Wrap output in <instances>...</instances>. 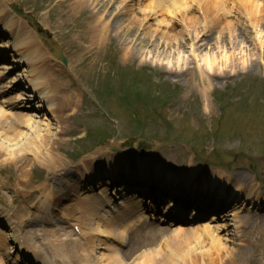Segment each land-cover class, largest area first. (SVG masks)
Returning <instances> with one entry per match:
<instances>
[{"label":"rangeland","instance_id":"374dc122","mask_svg":"<svg viewBox=\"0 0 264 264\" xmlns=\"http://www.w3.org/2000/svg\"><path fill=\"white\" fill-rule=\"evenodd\" d=\"M91 1L94 6H85L77 12L70 11L65 4L60 5L59 0H3L4 7L14 19L30 26L36 25L50 42L60 47L66 59V66L60 62L57 64L54 58L50 64L56 70L54 80L60 85L58 95L70 96L71 101H77V107H72L71 115L67 112L58 119L48 115L50 120L44 121L52 124L53 134L66 141L55 149L57 159L72 166L101 164L105 167L108 160L130 164L122 150L124 147L134 149V153L140 156L144 155L143 152L155 150L153 155L156 159L150 160L152 165H166L177 173L187 172L188 166L196 165L200 172H204L205 180L210 179L208 174L211 172L220 171L242 188L254 186L257 192L264 193V62L263 65L259 62L257 53L253 56L252 38L246 52L252 59L247 64L252 63V66L241 68V64L234 61V68L224 77L217 69L222 63L216 61L214 70L219 72L215 71V76L210 73L211 85L206 86L204 100L201 92L205 86L198 79V62L190 55V44L194 42L197 47L205 43L206 54L218 57L216 29H208L204 34L199 28L196 30L197 39L191 41L196 33L182 31L179 19L176 23L171 20L172 23L166 27L148 20L143 27L138 24L142 21L143 12H127L120 0L113 3L112 0ZM135 3L137 0L131 4ZM149 3V0L139 2L140 6ZM199 5L190 7L188 16L204 21ZM96 12H99L96 16H108L111 25L101 44L95 46L96 51L84 54L85 43L79 34L90 36L86 32L91 30L92 16ZM229 15L223 25L235 23L234 10ZM134 18L138 21L133 24L136 27L129 24ZM242 23L245 28L243 25L235 27L238 36L246 33L245 18ZM147 26L150 29H146ZM225 33L221 34V46L227 47ZM161 34L171 39L183 38L184 47L178 49L180 53L175 51L174 41L167 44L160 40ZM43 43L47 54L51 55L53 49L49 41L43 39ZM199 52L204 51L200 49L194 53ZM177 56L183 58L181 67H171ZM113 143L118 147H110ZM25 172L23 183L27 191L48 185V190L54 188L51 192L54 196L60 192L58 188H67L65 182L68 177L53 184L50 177L54 174L49 175L47 168L36 162L25 168ZM133 173L130 170L125 175ZM6 174L7 168L0 172V185H5L0 187V208L7 209L13 217L31 214L35 206H39L35 201L38 191L23 199L13 178ZM197 176L196 180L201 179L200 175ZM260 197L261 200L255 197L243 204L247 210L245 216L251 219L255 215L263 223L257 226L256 221L249 220L248 226H239L238 233L232 230L234 216L230 211L243 201L230 200L226 207L228 211H224L226 216L218 221L224 246L243 249L251 256L264 254V195ZM218 200L221 199L218 197ZM63 203L64 209H70L74 201ZM239 212V218L243 217L241 209ZM64 214L80 220L85 218L75 211H64ZM55 218L57 222H64L58 208ZM12 219L16 222V217ZM48 234L45 240L53 241L54 235ZM148 238L146 241L150 242ZM138 246L129 245L128 249ZM248 257L244 258V264H248Z\"/></svg>","mask_w":264,"mask_h":264},{"label":"bare ground","instance_id":"6f19581e","mask_svg":"<svg viewBox=\"0 0 264 264\" xmlns=\"http://www.w3.org/2000/svg\"><path fill=\"white\" fill-rule=\"evenodd\" d=\"M106 1L111 2V0ZM113 1L115 0H112L111 3ZM132 1H119V3L124 4L123 8L127 12L129 10H132L130 11L132 13L136 10L137 13L143 12L142 21L139 23L134 18L129 22L131 25L138 22L139 26L144 27L148 20H153L158 25L163 24L162 26L166 27L169 23H172L171 20L176 23V19H179V24L184 32L192 30L193 33H196V30L201 28V32L206 34L208 32L206 30L216 29L218 57L217 55L215 57L212 53L206 54L205 43H200L199 46L196 44L197 47H195L194 42L190 44L192 53L190 55L198 62L196 67L198 79L200 84L205 86L201 92L204 100H206V86L211 85V75L215 76V71L219 72L214 70L216 61L222 63L217 66V69H220V72L222 71L224 77L228 76L234 68V61L239 62L241 68H244L245 65H247L246 69L252 66V63L247 64L249 59H252L246 53L249 51L250 46L247 47V44L251 38V41H254L252 46L255 50L253 56L257 53L256 57L263 65L264 0H232L228 2L226 0H151L149 4L134 9V5L129 4ZM59 3L60 5L65 4L70 11L77 12L85 6L89 8L94 6L91 0L89 2L88 0H59ZM198 3H200L199 6H201L205 17L204 21L198 20L197 17L188 16L190 7L197 6ZM3 7L4 2L0 0V27L3 32H11L12 43L9 45V50L11 49L12 60L0 65V172L5 171V168H7L5 176L9 174L13 178V183L15 187H18L23 199L32 197V194L38 191L39 196H36L35 201L39 203V207H37L31 219L16 224L10 222L11 218L8 217V214L4 215L5 210L0 211V218H2L0 224L7 228L6 232L0 230L2 235L0 237V264H18L20 249L22 248L19 247L17 252L15 250L16 255L12 259V254H10L12 247L8 242L13 240L14 237L17 238L19 233L22 236L27 255L33 257L36 261L35 264L44 263L41 262V257L44 254L54 264H244L243 260L248 256H250L247 259L248 264H264V254L261 256L259 253L251 256L243 249H230L224 246L220 239L221 227L214 224L218 219L216 215L209 218L206 223L198 225L195 222L196 226L192 227L175 226L173 224L159 227L156 224L149 223L148 219L154 220V217L157 216L158 220L164 221L165 215L170 212L171 203L164 206V208L161 207L162 212L160 213L157 206L152 203H148L146 207L143 204L144 200L138 197L135 192L128 195L124 194V185L117 188V193L113 192L111 194L113 197L110 194L106 195L107 189L103 185L94 190L91 189V184H88V190L84 192L81 183L86 180L91 181L92 178L90 177L93 176L98 178L99 174H90L93 168L90 164H87V166H84V164L72 166L69 163H64L60 158L57 159L55 149L65 144L66 141L51 132L52 124L44 122L50 120L48 115L58 119L62 118L67 112L70 114L69 111L72 107H77V101H71V97L68 95H58L60 85L54 80L56 70L50 64L49 58L46 57L47 53L42 48L41 42H38V38L32 30H28L25 22L17 20L16 25H13L8 13H2ZM232 10H234L236 16L235 23L226 22L223 25L222 23L226 17L230 16ZM98 13L96 12L92 16L91 30L86 32L90 36L79 34L81 40L85 43L83 46L84 54H93L96 51L95 46L101 44L102 37L108 32L111 25L107 19L108 16H96ZM243 17L246 20V33L243 36H238L235 27L236 25H243L244 27ZM148 28L150 29L147 26L146 29ZM223 33L226 34L227 47L221 46V40H223L221 34ZM249 34L255 36L250 37ZM194 35L191 37V41L197 39V33ZM159 39L168 42L167 44L174 41L173 45H175V51L178 53H180L178 49L184 47L185 40L180 37L171 39L169 36L161 34ZM5 46L7 45L0 43V48ZM200 49H203L204 52L194 53ZM55 55L56 53H53L51 57ZM12 62L19 64L21 73L8 79L5 70H12L14 67ZM181 63H183V58L180 59L177 56L175 66L173 64L171 67L180 68ZM210 73L212 74L210 75ZM19 76L26 77L25 86L30 88L31 95H36L43 105L40 102H35V105L30 106L28 102H25L24 96L15 94L17 85L14 83ZM3 79L5 80L3 81ZM41 110L43 111L42 114L45 113L43 116L40 113ZM41 117L43 119H40ZM116 146L113 143L110 147ZM34 162L46 167L49 175L54 174L50 177L53 184L60 182L63 177H68L65 182V185H69L68 192L51 196L54 188L48 190V185H43L34 191H27L26 186H24L25 183H23V178L27 174L25 168ZM108 165H110L109 160ZM186 171L188 174L185 171H179L178 173V175H183V179L181 176L177 177L174 172L173 175L176 177L170 174H168V177L161 175L159 177L169 181L168 186L170 188L173 185L180 187L181 182L185 184V194L188 198H191L193 194L198 196L196 200H193L195 203H192L195 209H209L205 200V190L201 188H209L216 184L219 185L217 189L218 193L222 194L220 196L227 199V196L231 198L232 195H235V199L243 201L240 204L241 207L248 199L251 198L253 201L255 197H259L261 200L262 197L260 196L264 195L263 192H257L254 186L242 188L241 185L231 181L229 176L220 171H213L208 174L212 179L210 184L208 182L206 184V176L204 177V172H200L198 166H188ZM70 174L81 176V183L77 178H72L73 176L71 177ZM109 174L113 175L112 171ZM197 175H200L199 178L201 179L196 180ZM194 178L195 180L192 181ZM197 186L201 187L199 191L193 190ZM0 187H5V185L1 183ZM9 188L7 187V189ZM226 190L229 193H223ZM66 200L74 201L70 209L63 208V202H66ZM106 205H111L114 215L108 214L109 211ZM48 208L51 210L49 211ZM57 208L63 217L66 216L64 211H75V213L80 212L84 215L85 218L81 221L65 217V221L70 222L67 223L69 226L78 224L79 236L71 230H65L60 225H53L54 227H52V210L54 211ZM235 208L231 210V213L235 217L233 227L238 230L239 224L246 227L248 221L252 219L247 216L237 217L240 212L239 208ZM191 215H194L193 210ZM5 218L9 223L4 225L3 219ZM144 227H146L145 232L154 234V241L158 239L162 241V244L155 245L154 242V244L151 243L145 246L144 249H134L133 252L129 253L125 247H128L131 239L136 234L141 233ZM48 233H52L55 237L51 242L45 240V237L49 235ZM158 245H161V249L158 248Z\"/></svg>","mask_w":264,"mask_h":264}]
</instances>
